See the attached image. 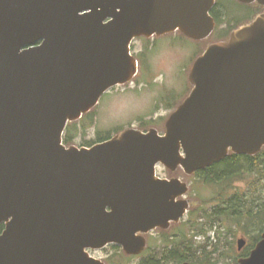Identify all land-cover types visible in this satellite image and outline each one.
<instances>
[{
    "label": "water",
    "instance_id": "95a60500",
    "mask_svg": "<svg viewBox=\"0 0 264 264\" xmlns=\"http://www.w3.org/2000/svg\"><path fill=\"white\" fill-rule=\"evenodd\" d=\"M250 4L264 0H239ZM215 0H0V264H104L110 244L139 255L147 234L189 208L178 179L230 152L264 148V15L194 63L191 94L166 134L125 130L92 148H66L68 122L137 73L136 38L180 31L206 39ZM239 250L245 241L238 242ZM239 264H264V235Z\"/></svg>",
    "mask_w": 264,
    "mask_h": 264
},
{
    "label": "rangeland",
    "instance_id": "374dc122",
    "mask_svg": "<svg viewBox=\"0 0 264 264\" xmlns=\"http://www.w3.org/2000/svg\"><path fill=\"white\" fill-rule=\"evenodd\" d=\"M223 2L226 10L221 12V25L209 40L197 42L181 37L179 34H173L155 39L135 41L134 55L136 57L142 55L145 63V68L141 69L142 75L139 83L136 82L127 87L116 88L115 91L111 90L105 94L94 109L95 111L86 116L82 123L76 124L78 134L74 140V145L80 147L93 144L99 140L100 136L111 137L116 132L129 127L142 131L156 129L160 134H163L167 119L191 90L188 74L194 60L205 51L209 44L226 38L240 24L249 21L253 16L250 8L242 6L234 0ZM226 11H228L229 16ZM91 123L92 126H90ZM158 174L161 177L179 178L187 182L191 187L187 198L192 199L194 203H200L209 215L219 205V202H210L215 191L201 183L198 178L186 177L182 171L170 174L163 167L158 168ZM194 188L198 189L199 193L197 195L194 190L192 191ZM232 189L241 195L245 191L249 196H256V204L260 206L264 204V180L257 182L255 175H248L243 182L237 183ZM196 221L199 225L205 224L207 228L209 227V221L215 224L212 230L208 229L206 239L203 236H196L198 235V231L195 229L196 226L191 230L183 226V222H188L187 217L178 225L181 226L180 228L173 227L172 229L174 231L182 229L187 232L189 240L195 242L197 249L201 245L209 244L208 237H210L212 244L207 248L209 250L207 264H234V261L238 258L237 241L243 238V240H249L248 243L252 242V238L259 235V229L264 225L262 219L251 223L243 220L241 222L242 226L221 219L201 220L198 217ZM217 230H219V239L218 236L214 235V231ZM160 247L163 248V245L161 244ZM213 247L215 253L211 258L210 252L213 251ZM171 251L172 248H169L165 254L161 255V259H170ZM202 251L200 250V252ZM122 254L121 249L112 247L110 250L97 252L95 257L105 260L107 256H115L113 263L116 264H140L142 262L141 258L130 259L127 262L122 261ZM200 256V254H197V263L203 264ZM168 264H176V262Z\"/></svg>",
    "mask_w": 264,
    "mask_h": 264
},
{
    "label": "trees",
    "instance_id": "16d2710c",
    "mask_svg": "<svg viewBox=\"0 0 264 264\" xmlns=\"http://www.w3.org/2000/svg\"><path fill=\"white\" fill-rule=\"evenodd\" d=\"M74 129L75 128L73 126L69 128L68 135L65 138L66 144H71L74 140ZM109 138V136H100L98 141L103 142ZM90 145L92 144H87V146ZM248 175H255L257 177V182L264 180V149L261 153L253 157L230 154L221 163L214 165L213 167L198 174L201 181L215 191L210 202H219V205L214 208V211L210 215L207 213V210L203 208V206L193 210L199 211L192 212L191 215L192 217L194 215L193 225L194 227H197L196 229H198V234L206 235L205 233L208 231V229H212L215 226V224L211 223L210 221L208 228L205 226V224L199 225L198 222L195 221V219L198 217L206 220L210 218L212 220H229L238 226H242L241 222L243 220L251 223L262 219L264 222V204L261 205V208L259 204H256V196H249L245 191L243 192V195H241L232 189V187L237 183L243 182V180H245ZM3 230L4 226H0V234ZM259 230L261 231V228ZM182 239V241L176 244V251H178L180 254L187 252L188 256L190 253H192V255L195 256L196 251L193 254L194 245H192L190 240H188V237L183 236ZM259 239V235L252 238V243L249 244L248 247L243 251L242 257L249 256L250 251L254 248ZM207 247L208 245L203 248V264H207L206 262L209 258V253L206 250ZM213 253H210L211 258L213 257ZM164 264H168L167 261H165ZM235 264H237L236 260Z\"/></svg>",
    "mask_w": 264,
    "mask_h": 264
},
{
    "label": "flooded vegetation",
    "instance_id": "af4514ba",
    "mask_svg": "<svg viewBox=\"0 0 264 264\" xmlns=\"http://www.w3.org/2000/svg\"><path fill=\"white\" fill-rule=\"evenodd\" d=\"M261 10H262V13H264V9L263 8H261V7H259ZM173 226V225H172ZM172 228V227H171ZM165 233H167V232H156V233H153V234H150V235H148V236H146V239H147V242L149 243V241L150 240H154V241H157L158 240V242H162V237H163V235L165 234ZM173 238H177V236H174ZM92 255H94L95 256V254L97 253V252H90ZM107 258H108V256H107ZM166 260V259H165ZM164 260V261H165ZM147 263H149V264H162V259L161 260H154V258L153 257H151V259H149V261L148 262H141L140 264H147Z\"/></svg>",
    "mask_w": 264,
    "mask_h": 264
},
{
    "label": "bare ground",
    "instance_id": "6f19581e",
    "mask_svg": "<svg viewBox=\"0 0 264 264\" xmlns=\"http://www.w3.org/2000/svg\"><path fill=\"white\" fill-rule=\"evenodd\" d=\"M257 199V198H256ZM259 200V199H258ZM252 201V200H251Z\"/></svg>",
    "mask_w": 264,
    "mask_h": 264
}]
</instances>
